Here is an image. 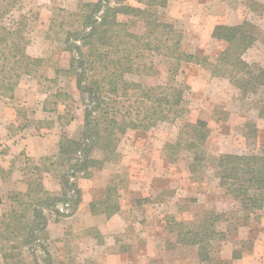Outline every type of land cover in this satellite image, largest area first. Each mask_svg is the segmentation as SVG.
I'll use <instances>...</instances> for the list:
<instances>
[{
    "label": "rangeland",
    "instance_id": "rangeland-1",
    "mask_svg": "<svg viewBox=\"0 0 264 264\" xmlns=\"http://www.w3.org/2000/svg\"><path fill=\"white\" fill-rule=\"evenodd\" d=\"M94 1L0 0V6L8 9L5 24L25 19L29 55L68 67L69 54L58 38L78 25L73 23L82 5ZM124 2L144 7L137 0ZM153 9L160 21L181 33V49L194 61L175 71L159 52L148 58L153 73L124 78L146 87L179 88L181 102L167 114L169 119L151 125L145 119L151 102L139 103L134 91L105 98L109 116L119 119L129 112L126 119H136L138 126L114 132L113 142L102 148L100 138L85 139L90 131L86 121L99 112L84 119L87 94L76 88L74 77L50 81L51 67L23 77L13 99L0 98V155L12 162L0 176V220L41 223L32 232L38 242L32 249L6 245L26 263L49 255L51 264H201L197 246L184 244L180 234L205 230L214 235L211 260L202 264H264V190L260 209L246 211L226 191L232 181H222L218 168L220 158L228 164L233 156L264 155V78L258 74L264 69V0H166L164 7ZM120 19L130 30L143 31L140 20ZM242 22L244 30L250 26L259 33L239 55L246 65L234 66L221 55L226 43L211 32L217 24ZM38 132L40 137L62 132L71 140L68 152L73 141L83 143L81 152L72 158H53L55 153L39 158L12 151L10 145ZM64 178L67 183L61 182ZM30 184L28 196L15 193ZM62 184L67 202L60 198ZM36 200L44 203L38 209ZM22 211L24 217L12 216ZM4 248L0 245V251Z\"/></svg>",
    "mask_w": 264,
    "mask_h": 264
},
{
    "label": "trees",
    "instance_id": "trees-1",
    "mask_svg": "<svg viewBox=\"0 0 264 264\" xmlns=\"http://www.w3.org/2000/svg\"><path fill=\"white\" fill-rule=\"evenodd\" d=\"M110 2V0H97L84 3L80 9L83 12L79 16L78 23L77 19L73 23L78 25L60 33L63 37L58 38V41L65 46V51L69 54L68 67L59 66L50 58L29 55L27 52L29 40L24 34L23 21L25 19L22 17L20 21L13 22L11 25L5 24L4 17L8 9L0 6V98L13 99L20 80L23 77L38 76L45 67H51L54 71V76L50 79L52 82H56L61 76L74 77L76 88L87 94L89 100L87 103L89 108L84 111V119L89 118L94 110L99 112L97 118L93 117L91 121H88L89 124L86 121V127L90 131L85 139L98 140L100 138L98 143L102 148L113 142L114 132L122 133L128 128L138 126L136 119H126L131 117L129 112H127L128 117L122 116L119 119L109 116L106 111L105 98L129 96L130 92L134 91L139 103L151 102L150 111L145 112L148 113L145 119L150 121L151 125L158 120L169 119L167 114L175 112L177 105L181 102L182 91L179 88L174 86L146 87L134 81H126L124 78L126 74L150 75L154 69L152 60L148 58L159 52H163L165 57L172 61L170 68L174 67L175 71L182 63L194 61V56L181 49V33L171 24L160 21L158 13L153 9L156 6L164 7L166 0H137L144 5L143 8L126 4L124 0L115 1L113 4ZM99 11L102 12L96 17ZM122 17L135 24L140 20L143 31L138 33L130 30L127 23L120 19ZM77 27L81 30L78 33L76 32ZM244 27V22L237 25L217 24L211 32L213 39L226 43L227 46L221 55L230 57L234 66L246 65L241 62L239 55L251 43L254 35L259 33L256 28L250 31V26L245 30ZM48 29H53L52 20ZM76 41H79L78 44ZM226 64L230 62L226 61ZM258 71L259 77L264 78V69H258ZM159 89H161L160 92H158ZM41 125L49 128V126ZM67 139L61 132L57 152L53 158H60L65 154H69L68 157L72 158L77 156V152H81L79 148L83 143L74 141L71 153L68 152L67 143L71 140ZM80 157L83 162L85 157ZM219 163L218 168L221 174L224 173V177H221L222 181L225 179L232 181L230 184L226 183V191L232 194L233 199L238 201L242 209L252 212L259 210L262 201L260 192L264 190V155L233 156L227 162L228 164L220 158ZM79 169L82 168L79 167ZM3 172L4 169L0 167V175ZM61 182L67 183L68 181L64 178ZM223 183L225 185V182ZM61 186L60 198L67 202L70 200L68 191L63 188V184ZM31 187L30 184L26 191L15 193L18 196H28L31 193ZM65 187L67 188L68 185ZM251 189H254L252 194H250ZM73 190L74 194L79 195L76 186ZM50 200L47 198L45 202L48 203ZM2 202L3 197L0 194V203ZM41 204L44 203L36 200L34 208L38 209ZM16 205L23 206L22 203L17 202ZM12 216L18 219V217H24L25 214L24 211L13 212ZM22 221L24 220H14V222L0 220V245H5L4 250L0 251V256L4 260L3 264H30L26 263L20 253H12L11 249L6 251L7 244L15 250L23 245L31 249L37 245V236L32 232L39 228L40 221L28 224ZM213 235V231L205 230L182 233L180 240L186 245L197 246L199 263L202 264L211 260L210 248ZM20 237L23 238L22 241ZM32 264H51V258L46 255L40 261L35 257Z\"/></svg>",
    "mask_w": 264,
    "mask_h": 264
},
{
    "label": "crops",
    "instance_id": "crops-1",
    "mask_svg": "<svg viewBox=\"0 0 264 264\" xmlns=\"http://www.w3.org/2000/svg\"><path fill=\"white\" fill-rule=\"evenodd\" d=\"M58 139L59 137L57 135L50 134V133L47 136L40 137L39 132H38V134L29 135L24 140L23 143L18 142L16 143V145H10V147L12 148V151L13 149L14 151L15 149H19L18 151H22V152L24 150L26 156L41 158L43 155H46L48 153L51 155H53L54 153L56 154L57 148H58L57 147ZM47 147L49 148V150L46 149ZM3 159H4L3 156L0 155V167L2 169H6L7 167L12 166V162L10 159H8V161H3ZM21 190H22L21 192H23L24 189H21ZM1 206H2V203H0V213H1Z\"/></svg>",
    "mask_w": 264,
    "mask_h": 264
}]
</instances>
